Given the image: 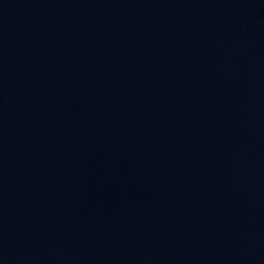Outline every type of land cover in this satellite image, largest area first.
<instances>
[{"label": "water", "instance_id": "1", "mask_svg": "<svg viewBox=\"0 0 264 264\" xmlns=\"http://www.w3.org/2000/svg\"><path fill=\"white\" fill-rule=\"evenodd\" d=\"M264 164V0H0V264H159Z\"/></svg>", "mask_w": 264, "mask_h": 264}]
</instances>
